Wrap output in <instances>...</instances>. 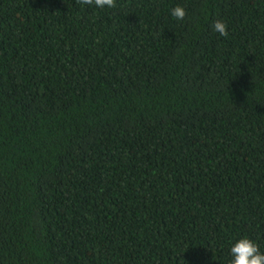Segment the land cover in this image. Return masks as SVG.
<instances>
[{"label":"trees","instance_id":"obj_1","mask_svg":"<svg viewBox=\"0 0 264 264\" xmlns=\"http://www.w3.org/2000/svg\"><path fill=\"white\" fill-rule=\"evenodd\" d=\"M116 4L0 0V264L264 254V0Z\"/></svg>","mask_w":264,"mask_h":264},{"label":"clouds","instance_id":"obj_2","mask_svg":"<svg viewBox=\"0 0 264 264\" xmlns=\"http://www.w3.org/2000/svg\"><path fill=\"white\" fill-rule=\"evenodd\" d=\"M82 5H94L96 8L103 9L116 8V0H78ZM172 16L177 20H183L186 11L181 6L172 9ZM213 31L221 37L228 36V25L221 19H217L212 24ZM230 254L233 257L231 264H264V254L259 250V246L249 238H241L230 248Z\"/></svg>","mask_w":264,"mask_h":264}]
</instances>
